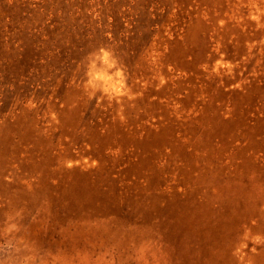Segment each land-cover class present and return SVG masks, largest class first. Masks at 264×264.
Returning <instances> with one entry per match:
<instances>
[{
    "label": "rangeland",
    "instance_id": "obj_1",
    "mask_svg": "<svg viewBox=\"0 0 264 264\" xmlns=\"http://www.w3.org/2000/svg\"><path fill=\"white\" fill-rule=\"evenodd\" d=\"M0 264H264V0H0Z\"/></svg>",
    "mask_w": 264,
    "mask_h": 264
}]
</instances>
